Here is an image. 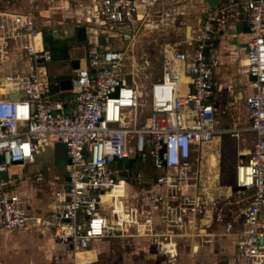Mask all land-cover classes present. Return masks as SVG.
Wrapping results in <instances>:
<instances>
[{
    "label": "built area",
    "instance_id": "2783aa9c",
    "mask_svg": "<svg viewBox=\"0 0 264 264\" xmlns=\"http://www.w3.org/2000/svg\"><path fill=\"white\" fill-rule=\"evenodd\" d=\"M19 1L22 9L0 4V66L13 50L31 62L28 71L0 74V228L42 229L71 254L100 239L144 237L167 264H177L180 252L191 257L200 245L231 235L236 261L264 264V0H229L219 9L236 5L247 34L240 66L250 90L240 99L253 142L232 166V185L250 192L237 214L223 211L229 186L226 195H216L205 176L211 141L243 130L215 128L211 97L218 61L205 53L222 15L197 22L188 50L166 46L158 78L138 88L123 61L127 47L162 22L158 0H87L110 44L74 58L70 86L60 90L48 77L53 57L35 23L37 0ZM56 143L64 150L66 179L40 183L48 194L46 210L30 211L11 170ZM145 150L152 174L122 176L130 164L119 163Z\"/></svg>",
    "mask_w": 264,
    "mask_h": 264
},
{
    "label": "crops",
    "instance_id": "0c3cea01",
    "mask_svg": "<svg viewBox=\"0 0 264 264\" xmlns=\"http://www.w3.org/2000/svg\"><path fill=\"white\" fill-rule=\"evenodd\" d=\"M158 1L159 3L157 2L155 10L161 11L164 15H194L184 18L186 23L182 27L183 39H181L179 43V49L188 50L191 47L192 42L189 40L191 30L196 26L200 19L204 18L205 15H222L225 18L224 23L217 24L210 49L205 53L206 57L215 58L218 61V66L214 69L211 97L215 115L219 111V103H217L216 96L214 95L215 91L218 90L221 98L224 100V104L225 101H235L238 98L240 99L243 94L248 93L250 90L248 85L249 77L240 66V62L244 58L245 53L244 42L247 40L246 24L245 21H241L239 18L241 13L238 7L234 5L224 12H219V9L224 4H227L225 3L227 1L220 0L218 4L213 7H208L202 2V0ZM56 2L62 3L63 0H56ZM12 7L16 8L15 6ZM22 8L23 3L21 2L18 4L17 9ZM73 11L77 15L80 12L79 10L77 11V9ZM36 14L39 13L35 11L34 15ZM91 15H93V13H91ZM86 19L87 20L85 21L88 22V18ZM95 26L96 25L94 24L93 28H87L95 30ZM180 27V22L172 25V28L175 31V36H178ZM87 28L85 27V33ZM98 31L103 32L100 29H98ZM102 43L103 46L101 45V47H104L110 44V41L108 39H104V41H101V44ZM74 62V57H71L70 69ZM2 67L3 70H5L4 72L11 69L28 71L31 69V62L27 57L19 53V51L13 50L10 60L6 64L2 65ZM70 69L69 73H71ZM220 109H222L221 106ZM221 129H227V127ZM219 139V137L214 138L210 145V149L213 151L207 153L205 176H207V183L210 182L208 185H217L218 183V188L206 185L213 193L215 192L216 195H220L222 197V195H226L228 193V185L223 187L219 186L217 166V155H219L217 152V145ZM246 152L247 151H245V153ZM50 159L51 157H49L50 162L47 165L48 170H42L43 164L39 160L37 162L33 161L32 163H25L23 166H17L11 170L13 174H16V176L19 177L16 190L19 195L25 199L30 211L43 213L46 210L48 199L47 197H42L40 195L39 191L42 185L40 183H46L47 181L53 184L61 183L59 178L53 176L55 173L54 165ZM26 165L33 166L34 171L31 175H25L22 172V167ZM31 180L32 182H29ZM56 181L58 183H56ZM261 219L264 220V212L261 214ZM218 228L219 226L217 229ZM2 232L15 234H11L9 238H2ZM93 243H95L96 246H93ZM115 243L120 245V254L118 257L113 256L114 249L118 247ZM50 245L52 246V249L49 247ZM104 246H107V248L103 249ZM124 246H128L130 250L128 256L130 257L125 254L123 250ZM89 249L90 251H95V260L100 259L101 254L103 255L100 259L101 264H167L164 258L154 250L149 239L144 237L126 236L100 239L92 242ZM60 250L66 253L65 259L62 255H59ZM234 252L233 236L215 237L211 243L200 245L196 253L192 254L191 257L183 252H180L177 264H184L187 258H189V262L185 264H243L242 261H236L234 259ZM44 254H47V257L51 259L54 264H79L75 261V255L71 254L68 246L53 239L48 232L42 229L26 226L21 230L8 232L0 228V264H40L43 256H46ZM94 261L92 260L85 264H90Z\"/></svg>",
    "mask_w": 264,
    "mask_h": 264
},
{
    "label": "rangeland",
    "instance_id": "374dc122",
    "mask_svg": "<svg viewBox=\"0 0 264 264\" xmlns=\"http://www.w3.org/2000/svg\"><path fill=\"white\" fill-rule=\"evenodd\" d=\"M223 1H227L225 2L227 4L229 3L228 0ZM1 3L6 6H15L18 8V4L21 2L19 0H0V4ZM35 5V11L39 13L35 15V23L44 35V45L51 51L54 57L51 62L46 64L49 80L51 82H58L61 79H69L71 77V74L69 73L71 57L77 59L80 56H86L90 50H100V48H103L101 45L103 46L104 43L101 44V41L108 39V36L104 34V32L98 31L96 26L95 30L87 28L94 27V15H91L92 10L87 0H63L62 3H57L56 0H37ZM76 9L77 11H80L78 15L73 11ZM191 16L194 15H162L163 20L156 28L144 33L136 42L127 47L126 58L123 61V70L127 77L131 76L134 79L138 88L146 87L150 82L158 78L160 72L161 51L166 46L172 45L180 48L179 43L181 39H183L182 27L186 23L184 18ZM86 18H88V22L85 21L87 20ZM239 18L241 21H245L244 15L240 14ZM177 22L181 23V27L179 28L178 36H175V31L173 30L172 25H175ZM77 26L87 28L85 41L83 42L76 41L74 29ZM113 46L120 47V44L113 41ZM4 71L5 70H3V67L1 66L0 74L4 73ZM214 95L216 96L217 103H219V111L216 115L214 114L215 128L221 129L227 127V129H232L233 127H236L237 129H243L238 130L236 136H230L229 134L219 135L220 139L218 140L219 142L217 145L219 153L218 176L219 186L223 187L227 186L224 185L227 178L232 179L233 164L240 158L241 154H244L252 145L253 133L246 129L248 128V123L246 119V111L241 99L238 98L235 101L231 100L229 102L225 101L224 104V100L221 98L218 90L215 91ZM220 106L222 109H220ZM143 108L146 109V104ZM128 166L129 161L125 159L118 165L119 168ZM225 166H227L229 172L225 173L224 171L225 174H223L222 178V173L220 174V172ZM33 171L34 169L32 165L22 167V172L25 175H31ZM136 171H140L146 176H150L153 172L146 150L130 163L128 170H123L121 174L122 176L130 177ZM29 182H32V180ZM208 184H210V182H208L207 185ZM208 186L218 188V185ZM42 191L43 189L41 185L39 191L40 195L42 197H47L48 199V194ZM121 191L122 187L117 186L116 189L113 190V195L117 196ZM249 193L250 192L246 190H238L230 193L227 198H222L221 201L224 203V213L229 214L232 211L234 214H237L238 211H241L247 204L246 196H248ZM11 234L15 233L2 232L1 235L2 238H9ZM93 244V246H96L95 243ZM115 245L118 247H115L116 249H114L113 256L118 257L120 254V245L117 243H115ZM49 247L52 249L51 245ZM105 248H107V246L103 247V249ZM123 250L128 256L130 251L128 246H124ZM44 255L46 256H43L40 264H54L52 260L47 257V254ZM59 255H62L64 259L66 257V253L62 250L59 251ZM102 257L103 255L101 254L100 259ZM95 258L96 254L94 250L85 251L84 253L75 255V261L79 264H85L88 260L94 261ZM100 259L95 260L90 264H101ZM188 262L189 260L186 259L185 263Z\"/></svg>",
    "mask_w": 264,
    "mask_h": 264
},
{
    "label": "water",
    "instance_id": "95a60500",
    "mask_svg": "<svg viewBox=\"0 0 264 264\" xmlns=\"http://www.w3.org/2000/svg\"><path fill=\"white\" fill-rule=\"evenodd\" d=\"M219 1L220 0H202V2L206 4L208 7L216 6ZM74 35H75L77 42L85 41V28L83 26H77L74 29ZM76 66H77V63L74 62L72 64V67H76ZM57 85L60 90H66L70 86L69 79H61L58 81ZM246 151H247L246 152L247 154L249 150H246ZM246 154L245 153L241 154L239 160L243 159ZM49 157H51L50 160L53 162L52 164L55 165L54 167L56 169L53 176H56L57 178L60 179V182H62L63 180L66 179L65 168H64L65 154H64L63 147L60 143H56L52 147H45L43 151H41L39 154H36L34 156V161L35 162H37L38 160L41 161V163L43 164L42 170H48L47 165L50 162ZM128 161L129 163H131L133 159H129ZM56 183L58 182L56 181ZM228 186L230 188L231 193L243 189V187L237 186V185H228Z\"/></svg>",
    "mask_w": 264,
    "mask_h": 264
},
{
    "label": "bare ground",
    "instance_id": "6f19581e",
    "mask_svg": "<svg viewBox=\"0 0 264 264\" xmlns=\"http://www.w3.org/2000/svg\"><path fill=\"white\" fill-rule=\"evenodd\" d=\"M0 91H2V87L0 86ZM236 128V127H235ZM213 141V140H212ZM212 141H211V143H212ZM210 145L211 144H209L207 147V149L205 150V153H204V155H205V158L207 157V153L208 152H212L213 150L212 149H210ZM210 150V151H209ZM246 154V153H245ZM120 186V185H119ZM106 206H112V204H110V202L108 201V200H106ZM85 251H90V249H87V250H82V251H76L75 253H74V255H76V254H78V253H83V252H85ZM87 262H89V260L87 261Z\"/></svg>",
    "mask_w": 264,
    "mask_h": 264
},
{
    "label": "trees",
    "instance_id": "16d2710c",
    "mask_svg": "<svg viewBox=\"0 0 264 264\" xmlns=\"http://www.w3.org/2000/svg\"><path fill=\"white\" fill-rule=\"evenodd\" d=\"M52 89H54V87ZM224 171H225V173H228L229 172V169L227 168V166H225V168L222 169L221 172H220V174L222 173V178H223V174H225ZM222 181H223V179H222ZM232 182H233V179L227 178L225 180L224 185H232Z\"/></svg>",
    "mask_w": 264,
    "mask_h": 264
},
{
    "label": "flooded vegetation",
    "instance_id": "af4514ba",
    "mask_svg": "<svg viewBox=\"0 0 264 264\" xmlns=\"http://www.w3.org/2000/svg\"><path fill=\"white\" fill-rule=\"evenodd\" d=\"M44 36V35H43ZM45 38V37H44ZM45 41H46V39H45ZM54 165V164H53ZM55 166V165H54ZM56 171V169H55V167H54V172Z\"/></svg>",
    "mask_w": 264,
    "mask_h": 264
}]
</instances>
